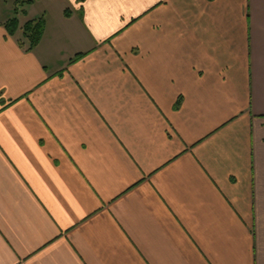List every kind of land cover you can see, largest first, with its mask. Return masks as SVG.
<instances>
[{
  "label": "crops",
  "instance_id": "1",
  "mask_svg": "<svg viewBox=\"0 0 264 264\" xmlns=\"http://www.w3.org/2000/svg\"><path fill=\"white\" fill-rule=\"evenodd\" d=\"M0 264H264V0H0Z\"/></svg>",
  "mask_w": 264,
  "mask_h": 264
},
{
  "label": "trees",
  "instance_id": "2",
  "mask_svg": "<svg viewBox=\"0 0 264 264\" xmlns=\"http://www.w3.org/2000/svg\"><path fill=\"white\" fill-rule=\"evenodd\" d=\"M17 15V11H16ZM69 16V13H66ZM8 35L14 37L17 32L21 29L22 31V40L20 41V45L22 48L26 49L27 52H32L35 50L40 42L43 39L45 30H46V21L43 17H40L35 20H31L26 22L22 27L20 26V22L18 17H14L13 19L9 20L4 25ZM82 56H78L74 61L76 62L81 59Z\"/></svg>",
  "mask_w": 264,
  "mask_h": 264
},
{
  "label": "rangeland",
  "instance_id": "3",
  "mask_svg": "<svg viewBox=\"0 0 264 264\" xmlns=\"http://www.w3.org/2000/svg\"><path fill=\"white\" fill-rule=\"evenodd\" d=\"M23 20V19H22Z\"/></svg>",
  "mask_w": 264,
  "mask_h": 264
}]
</instances>
